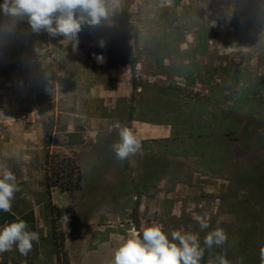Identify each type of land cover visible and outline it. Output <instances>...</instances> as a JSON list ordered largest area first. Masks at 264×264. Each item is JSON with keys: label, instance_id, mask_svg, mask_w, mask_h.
<instances>
[{"label": "rangeland", "instance_id": "obj_1", "mask_svg": "<svg viewBox=\"0 0 264 264\" xmlns=\"http://www.w3.org/2000/svg\"><path fill=\"white\" fill-rule=\"evenodd\" d=\"M87 28L96 42L124 43L123 32L128 31L131 42L146 45L141 53L156 62H144L143 72L167 76L155 83L156 96L160 114L164 115L163 108L171 112L169 121L181 146L176 153L195 157L201 170L212 173L215 160L224 158V190L183 201L173 217L161 214L164 232L169 238L181 228L198 233L204 247L205 235L219 225L228 241L222 247L205 248L201 264L219 253H226L232 264L241 257L243 264H260L259 250L264 245V0H118L107 19L97 26L82 25L81 31ZM66 50L56 37L34 33L26 19L10 24L0 10V140L5 142L11 132L9 122L14 120L8 111L14 104L19 113L22 106L49 104L42 117H36L45 123L41 144L15 148V153L4 148L0 155V163H7L20 187L12 202L13 220H26L29 230L40 237L26 256L15 246L0 253V264H62L52 240L53 205L64 209L63 214H68L66 207H72L70 218L62 222L69 264H112L111 252L126 238L125 225L108 227L102 212L91 210L95 195L101 204L106 198L101 170L88 156H80L82 188L73 199L57 190L53 195L46 193L42 163L46 145L51 153L77 162L76 148L88 127L86 101L80 97L76 108L71 83L59 89L56 100L55 85L42 82L55 75L51 61L61 60V53L67 76L76 77ZM23 77L36 82L24 87ZM11 90L17 95H11ZM20 115L18 120L23 119ZM232 170L236 188L230 187ZM204 214L210 227L201 230L194 217ZM112 233L114 241H110Z\"/></svg>", "mask_w": 264, "mask_h": 264}, {"label": "crops", "instance_id": "obj_2", "mask_svg": "<svg viewBox=\"0 0 264 264\" xmlns=\"http://www.w3.org/2000/svg\"><path fill=\"white\" fill-rule=\"evenodd\" d=\"M110 16H115V13ZM128 33L123 32L124 43L107 44L103 41L96 42L87 28L85 32L77 34L78 44L75 50L72 42L62 35L56 36L58 42L66 47L65 53L72 56L77 75L74 78L67 76L61 53L58 55L61 60L57 58L51 61L50 66L53 65L55 75L42 79L44 83L55 85L56 100L61 95L59 89L71 83L70 95L72 101L74 97L76 99V108L80 97L86 101L88 127L76 148L77 162L79 165L80 156L86 155L101 170L103 195L106 198L101 204L95 195L90 207L91 210L102 212L108 227L125 225L126 238L133 228L139 231L154 222L162 225L159 221L161 214L167 217L178 215L183 201H191L200 193L223 191L226 187L223 157L215 160L217 166L212 173L201 170L198 167L200 162L195 157L176 153V147L181 146L175 140L174 126L169 121L171 112L168 108H163L164 115L160 114L156 96L158 88L155 83L159 77L165 79L167 76L146 75L143 72L144 62L155 63L156 60L141 53L146 45L131 42ZM80 36L84 38L79 42ZM44 45L47 47V44ZM97 57L103 59L98 60ZM13 79L12 77V81ZM22 80L20 83L24 87L35 81L25 77ZM14 82L18 83V79L15 78ZM142 82L146 84L145 87ZM82 86L85 87L84 90H80ZM25 89L30 90L31 87ZM10 93L17 95L14 90ZM14 105L8 111L12 116L10 120L14 122H9L11 127L8 131L11 132L5 136V142L0 140V147H3L0 155L4 153V148L15 153V148L40 145L44 138V120L38 121L36 117H42L45 107L49 105L48 101L36 105V108L22 106L21 113L16 111L17 106ZM20 114L23 116L22 120H18ZM70 114L77 116L78 112L72 111ZM116 122L130 127L142 141V151L123 161L117 160L110 150V145L118 140V132L110 131ZM42 163L44 166V159ZM44 168L45 166L43 172ZM234 174L232 170L231 188L237 187L233 185ZM116 208L118 211H115ZM115 239L112 233L110 241Z\"/></svg>", "mask_w": 264, "mask_h": 264}, {"label": "clouds", "instance_id": "obj_3", "mask_svg": "<svg viewBox=\"0 0 264 264\" xmlns=\"http://www.w3.org/2000/svg\"><path fill=\"white\" fill-rule=\"evenodd\" d=\"M118 0H4L0 10L10 24L27 20L34 33L46 32L51 37L62 35L78 44L77 34L82 25L97 26L108 18ZM103 46V44H101ZM102 60L103 57H97ZM118 132V140L110 145L117 160L123 161L142 151V141L128 126L114 123L110 131ZM20 191L17 177L7 163H0V211L11 213L15 193ZM201 230L210 227L206 214L194 217ZM39 233L30 231L28 222L17 217L0 226V253L11 251L13 246L21 255H27L33 242H39ZM228 241L226 231L219 225L209 231L201 247L198 233L173 230L169 235L163 225L152 223L141 230L133 228L127 238L114 251L112 264H201L205 248L222 247ZM260 264H264V245L259 250ZM208 264H232L226 253L210 258ZM237 264H243L238 258Z\"/></svg>", "mask_w": 264, "mask_h": 264}, {"label": "trees", "instance_id": "obj_4", "mask_svg": "<svg viewBox=\"0 0 264 264\" xmlns=\"http://www.w3.org/2000/svg\"><path fill=\"white\" fill-rule=\"evenodd\" d=\"M44 181L47 194L50 195L53 189H57L61 193H66L71 199L74 194L81 190L82 173L80 166L72 157L61 156L51 153L46 145L44 155ZM64 209L57 206H51V229L52 240L55 248L57 260L62 264H69L67 253L65 251V235L62 229V222L69 219L72 213V207H66L68 214H63ZM13 220L11 213L0 211V226L5 222Z\"/></svg>", "mask_w": 264, "mask_h": 264}, {"label": "built area", "instance_id": "obj_5", "mask_svg": "<svg viewBox=\"0 0 264 264\" xmlns=\"http://www.w3.org/2000/svg\"><path fill=\"white\" fill-rule=\"evenodd\" d=\"M41 33H44V32L42 31ZM34 62H35V60H34V59H32V60H31V63H34Z\"/></svg>", "mask_w": 264, "mask_h": 264}]
</instances>
